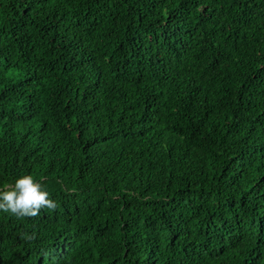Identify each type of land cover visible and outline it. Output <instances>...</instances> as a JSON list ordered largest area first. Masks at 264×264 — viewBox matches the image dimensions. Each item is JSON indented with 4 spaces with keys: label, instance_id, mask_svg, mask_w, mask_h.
Wrapping results in <instances>:
<instances>
[{
    "label": "trees",
    "instance_id": "obj_1",
    "mask_svg": "<svg viewBox=\"0 0 264 264\" xmlns=\"http://www.w3.org/2000/svg\"><path fill=\"white\" fill-rule=\"evenodd\" d=\"M0 264H264V0H0ZM30 237V238H29Z\"/></svg>",
    "mask_w": 264,
    "mask_h": 264
},
{
    "label": "clouds",
    "instance_id": "obj_2",
    "mask_svg": "<svg viewBox=\"0 0 264 264\" xmlns=\"http://www.w3.org/2000/svg\"><path fill=\"white\" fill-rule=\"evenodd\" d=\"M55 207L49 192L30 174L18 175L10 185L0 186V212L23 218L38 215L42 208Z\"/></svg>",
    "mask_w": 264,
    "mask_h": 264
}]
</instances>
